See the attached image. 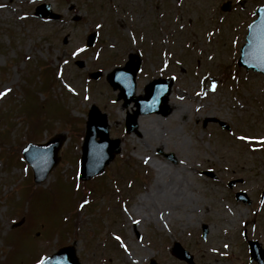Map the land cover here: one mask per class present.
<instances>
[{
	"label": "rangeland",
	"instance_id": "374dc122",
	"mask_svg": "<svg viewBox=\"0 0 264 264\" xmlns=\"http://www.w3.org/2000/svg\"><path fill=\"white\" fill-rule=\"evenodd\" d=\"M0 4V91L12 89L0 98V264H38L66 244L80 264H189L172 253L174 241L195 264H249L243 231L264 248V76L237 58L264 0ZM43 4L58 17H38ZM92 31L95 43L85 49ZM130 55L141 64L137 94L152 78L173 83L169 113L140 115L126 133L132 103L116 99L106 75ZM92 104L107 114L120 150L83 181L77 171ZM54 134L63 137L58 161L35 184L21 149ZM246 135L257 138L239 139ZM240 190L248 201L234 199Z\"/></svg>",
	"mask_w": 264,
	"mask_h": 264
},
{
	"label": "water",
	"instance_id": "95a60500",
	"mask_svg": "<svg viewBox=\"0 0 264 264\" xmlns=\"http://www.w3.org/2000/svg\"><path fill=\"white\" fill-rule=\"evenodd\" d=\"M229 8V3H224L222 9ZM38 17L57 18L58 14L54 13L46 4L39 5L35 9ZM256 17L249 23L245 35V42L240 49L238 64L246 69L259 71L264 75V5L258 7L255 11ZM96 33H91L86 39V46H90L95 38ZM135 56L130 55L129 60L122 67L112 70L107 76L110 85L114 89H119V96L124 98L127 105L130 101L135 102L136 110L128 113L125 119V129L127 132L135 130L137 127V117L139 114L156 112L163 115L170 110L168 105V94L171 91L172 79H154L146 84L144 94L135 96V75L140 63L139 60H133ZM82 65L81 62L78 63ZM98 76V73L94 77ZM99 137V139H97ZM63 142L60 135L51 137L45 143H28L23 149L22 154L26 162L33 171L34 181L36 183L44 180L50 169L57 162V152ZM120 150V139H110L108 136V124L106 115L100 113L95 105H92L86 125L85 136L82 144L81 163L79 175L81 179H88L103 171L104 167L112 160L114 153ZM172 158V153L165 154ZM213 176L211 171L204 172ZM235 180L228 183L232 186ZM237 198L248 200L244 192L236 193ZM243 197H242V196ZM205 233V227L203 229ZM251 258L264 264V249H261L257 242H250ZM173 251L180 257L191 261L190 255L179 243H175ZM42 264H78V259L74 255L71 247H63L52 256L43 260ZM149 264H157L151 259Z\"/></svg>",
	"mask_w": 264,
	"mask_h": 264
},
{
	"label": "snow or ice",
	"instance_id": "6c2138e0",
	"mask_svg": "<svg viewBox=\"0 0 264 264\" xmlns=\"http://www.w3.org/2000/svg\"><path fill=\"white\" fill-rule=\"evenodd\" d=\"M0 7H4V5L0 4ZM97 27H100V25H97ZM83 50H84L83 48L78 47V48H76V50L72 53V55L75 56L77 53L82 52ZM64 63L67 64V61H65ZM215 87H216V84H215V82H213V84H212V88L215 89ZM11 91H12L11 88H9V87H5L2 91H0V98L5 97V96H6L8 93H10ZM85 99H88V97H85ZM256 138H257V137H250V136H247V135H246V136H241V137H239V139H241V140H249V139H256ZM258 139H259L260 141L264 142V136H260ZM85 203H87V202H85ZM81 207H83V205H81ZM137 223H138V221H137ZM116 239L119 240L120 237L117 236ZM225 247H227V245H225ZM38 264H42V262H38Z\"/></svg>",
	"mask_w": 264,
	"mask_h": 264
},
{
	"label": "flooded vegetation",
	"instance_id": "af4514ba",
	"mask_svg": "<svg viewBox=\"0 0 264 264\" xmlns=\"http://www.w3.org/2000/svg\"><path fill=\"white\" fill-rule=\"evenodd\" d=\"M203 224V223H202ZM202 224H201V228H202ZM207 232H208V230H207ZM135 235H136V237L138 238V237H140V234L135 230ZM251 264V263H250ZM256 264V263H255Z\"/></svg>",
	"mask_w": 264,
	"mask_h": 264
}]
</instances>
